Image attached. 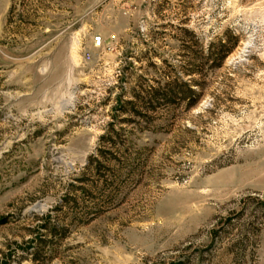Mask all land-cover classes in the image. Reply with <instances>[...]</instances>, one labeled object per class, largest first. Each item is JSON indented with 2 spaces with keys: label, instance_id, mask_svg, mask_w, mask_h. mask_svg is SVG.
I'll return each mask as SVG.
<instances>
[{
  "label": "rangeland",
  "instance_id": "rangeland-1",
  "mask_svg": "<svg viewBox=\"0 0 264 264\" xmlns=\"http://www.w3.org/2000/svg\"><path fill=\"white\" fill-rule=\"evenodd\" d=\"M185 260L264 264V0H0V264Z\"/></svg>",
  "mask_w": 264,
  "mask_h": 264
},
{
  "label": "trees",
  "instance_id": "trees-1",
  "mask_svg": "<svg viewBox=\"0 0 264 264\" xmlns=\"http://www.w3.org/2000/svg\"><path fill=\"white\" fill-rule=\"evenodd\" d=\"M222 48H224V50H222L221 54H215L214 52L210 53V57H212V60L217 61L216 65H221L222 61L225 59V57L229 54L231 47L227 48V44L226 43H221ZM212 47L214 48V45H212ZM209 58H206L205 60H202V62L199 63H191L190 66L188 67L187 72L189 74L192 73H197L198 71L202 72L205 65L208 63ZM185 92H186V96H188L189 94H191L195 99L188 102V106L191 107L193 105H195L197 103V100L201 97V93H198L193 87L192 85L185 83ZM113 136L110 134H107L105 136L102 137V140L105 142H113ZM99 162L98 157H91L90 161L87 165V169H90L94 163ZM66 203V200L65 202ZM64 203H62L60 205V207H62V205H64ZM66 205V204H65ZM44 222L43 224H41L40 228L45 229L47 231H54L56 232V229H58V226L56 224H53L51 222V217L47 215L46 218L43 219ZM61 230H65V227L63 226V228ZM51 233V232H50ZM57 235V234H56ZM60 235V234H59ZM57 236V241L60 238H63V234H61L60 236ZM43 234H40L39 238H38V245L36 246L34 252H32L34 260H38L39 259V255H43L44 253H50L51 257H53V255H55V252L57 250V248L54 246V240L53 239H48L47 236H44ZM59 237V238H58ZM53 245V246H52ZM173 264H201L199 262L196 261H192V260H185V261H180L177 263H173Z\"/></svg>",
  "mask_w": 264,
  "mask_h": 264
},
{
  "label": "built area",
  "instance_id": "built-area-1",
  "mask_svg": "<svg viewBox=\"0 0 264 264\" xmlns=\"http://www.w3.org/2000/svg\"><path fill=\"white\" fill-rule=\"evenodd\" d=\"M101 41H102L101 36H97V37L94 38V42H95L96 44H100Z\"/></svg>",
  "mask_w": 264,
  "mask_h": 264
}]
</instances>
